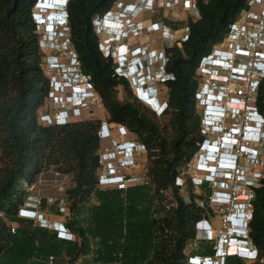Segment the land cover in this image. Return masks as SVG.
Returning a JSON list of instances; mask_svg holds the SVG:
<instances>
[{
    "label": "trees",
    "instance_id": "16d2710c",
    "mask_svg": "<svg viewBox=\"0 0 264 264\" xmlns=\"http://www.w3.org/2000/svg\"><path fill=\"white\" fill-rule=\"evenodd\" d=\"M38 1L0 0V264H189L186 250L196 239V224L208 218V211L195 200V187L186 182L191 196L186 201L181 187L175 185L179 171L202 141L196 70L201 57L224 38L246 0H196L201 18L188 21L189 40L170 51L168 72L175 80L167 83L169 102L163 118H169L164 126L134 97L129 83L114 74L112 61L98 47L92 18L107 12L117 0H71V38L84 73L93 78L110 121L128 127L148 147L146 173L153 184L125 192L97 188L99 121L65 126L39 123L50 80L33 19ZM259 107L264 114V82ZM51 169L72 177L65 206L70 213L66 225L76 237L73 241L19 216L31 187ZM200 188L208 200L210 185ZM168 191L174 204L167 201ZM255 193L251 236L264 264V180ZM47 206L43 200L41 209ZM51 207L62 216L58 202ZM215 244L207 242L190 257H213ZM226 264L245 262L229 257Z\"/></svg>",
    "mask_w": 264,
    "mask_h": 264
},
{
    "label": "built area",
    "instance_id": "2783aa9c",
    "mask_svg": "<svg viewBox=\"0 0 264 264\" xmlns=\"http://www.w3.org/2000/svg\"><path fill=\"white\" fill-rule=\"evenodd\" d=\"M131 4L143 6L137 21L131 22L135 28L129 43L146 49L149 54L153 52L154 55L146 57V61L140 63L141 69L136 74L130 72L127 62L116 56L112 36L106 32L107 16L112 12H123ZM158 4L164 10L186 15L183 27L173 29L164 22L146 24L144 16L153 14ZM33 17L38 23L37 14L34 13ZM200 18L196 0H117L106 13L97 14L92 18V26L102 55L112 61L114 74L130 84L134 97L145 101L143 88L148 84L158 86L160 104H144L157 118H162L167 112L169 99L164 92L167 83L175 80V75L168 72L172 58L170 51L176 47L181 48L182 44L189 40L191 28L188 21H197ZM41 29L43 30L38 23L37 32L41 47L43 52L48 53L43 69L50 80V90L46 109L39 115V123L45 126H65L78 121H99L97 135L101 146L95 170L97 188L125 192L133 187L150 186L151 179L146 173L148 147L137 140L128 127L110 121L93 78L83 71L80 55L71 38V28L66 26L52 34L45 30L42 32ZM157 32L161 33L164 41L160 50L151 48L150 44L142 45L140 39L143 36ZM196 73L199 85L195 100L202 115L200 135L204 138L200 146H204L208 139L215 142L223 138L222 135L213 133L222 131L224 135L229 136V141L233 142L231 151L237 159L235 170L226 172L224 180L207 183L211 187V194L208 200L203 198L206 203L204 209L207 211L218 205L228 210L221 228L216 230L213 227L212 217L203 218L196 224L197 234H201L204 241L218 240L219 245L215 249L221 264H226V259L231 255H236L245 263L263 262L251 233L243 242L246 246L242 247H239L241 242L235 233L241 215H245L246 221L254 219L255 190L263 187L264 180V114L259 107L264 82V0L245 1L235 19L229 24L224 38L217 42L208 54L201 57ZM212 95H221L220 105L232 108L226 113L224 125L216 126L211 120L214 115L209 108ZM64 178L62 172L57 170L54 173L56 187L64 195L60 199L48 200L50 206L59 203L62 216L67 215ZM42 182L43 175L31 188L35 189ZM186 182H190L193 187H202L205 184L198 174L197 165L189 163L179 171L176 186L184 187ZM186 201H191V198ZM41 204L42 199L33 204H29L28 200L25 208L20 211L21 217L35 220L39 227L52 229L60 239L75 240V234L65 222L52 223L47 215L39 212ZM28 205L36 210L27 209ZM193 257L198 260H193L192 264H211L212 258L209 256Z\"/></svg>",
    "mask_w": 264,
    "mask_h": 264
},
{
    "label": "clouds",
    "instance_id": "9594fccd",
    "mask_svg": "<svg viewBox=\"0 0 264 264\" xmlns=\"http://www.w3.org/2000/svg\"><path fill=\"white\" fill-rule=\"evenodd\" d=\"M70 3L71 0H40L36 3L33 14H37L39 19L38 23L41 24V27L45 32H51V34L59 32L66 26L70 27ZM140 6L142 7L143 4ZM141 7H138V4H131L123 12L116 11L107 16L108 22L106 32L112 36V44L115 54L130 65V72L133 74H136L141 69L142 64L140 63L146 61V57L149 58L150 55L154 57L153 52L149 54L146 49L140 47L137 48L136 45L129 43L135 28L131 22L134 23L137 21ZM127 20L129 21L127 22ZM35 23L36 25L38 24L36 21ZM151 85L152 84H148L146 88H143L146 95L145 101L141 100L139 97L135 98L142 104H154L153 106L159 105L158 86ZM139 89H141V87ZM219 97L222 96L212 95L209 104L210 110L214 112V115L211 116V120L216 126L224 125L226 113L232 109L229 106L222 107L220 105L221 100ZM214 102H216V104H214ZM213 133H218L222 135L223 138L215 142L213 139H208L207 143L201 147L200 145L204 139L202 137L199 149L192 157L196 162L198 174L204 183L212 181L221 182L225 179L224 174L226 172H233L236 168L237 159L233 156L231 151L233 148V142L229 141L231 140L229 136L224 135L222 131L218 130ZM230 134L232 135V132H230ZM252 221H246L245 215H241L238 219L236 225L237 233H235V236L241 242L239 247L246 246L243 242L247 240L249 233H251ZM218 245L219 242L217 243V247ZM217 254L218 251H216L215 255L211 257V264H221V260L219 263L217 259ZM230 257H236V255H231ZM193 260L198 259H196V257H190L189 264H192Z\"/></svg>",
    "mask_w": 264,
    "mask_h": 264
},
{
    "label": "rangeland",
    "instance_id": "374dc122",
    "mask_svg": "<svg viewBox=\"0 0 264 264\" xmlns=\"http://www.w3.org/2000/svg\"><path fill=\"white\" fill-rule=\"evenodd\" d=\"M124 1H126V0H124ZM144 19L146 20V24H150L153 22H164L165 24H167L168 26H170L173 29H180L183 27L184 21L187 19V17H186V15H183V14H175L172 10L171 11L166 10V9L164 10L158 4L156 6L155 12L153 14H148L147 16H144ZM176 19H178V21H176ZM175 22H177V23H175ZM41 31L43 32L42 29H41ZM140 42L142 43V45L150 44L151 48L156 49V50H160L163 46V43H164V41L162 40V36H161L160 32L145 35L140 39ZM47 54H48L47 52H44L45 57ZM120 93H121V96H120L121 100H124L126 98V92L124 91L123 88L121 89ZM164 94L166 96H168L167 92H164ZM145 108H147V107L145 106ZM96 114L98 115V112H96ZM196 114L201 119V117H202L201 111L198 110L197 107H196ZM168 118H169V116H166L165 118L162 117V118H158L157 120L159 121L161 126H164L167 123ZM1 156H2V153L0 152V158H1ZM189 163L191 165H196V162H195V160H193V158L191 159V161H189ZM55 172H56L55 169H51L49 172L45 173L43 175L42 184H39L38 186H36L35 189H33V188L30 189L29 204L30 203L31 204L36 203L39 199H42V201L46 200L48 203L49 198L60 199L61 196L64 195L58 191V189L56 187V183L54 182V173ZM150 179H151V177H150ZM183 179H185V177H183ZM64 183H65L66 189L69 188L72 185V177L65 175ZM151 183H152V180H151ZM175 185H176V181H175ZM204 192L205 191L202 188L195 187L194 193H193L195 196V200H196L197 204L202 208H205V204H206L205 202H203V197H202L205 194ZM180 195L182 197H184V200H188L191 198V196L187 192V188H185V186L181 187ZM166 197H167V201H169L172 204L175 203V199H174L173 193L171 191L166 192ZM27 209L36 210L35 208L30 207L29 205L27 206ZM39 212L47 215L49 221L50 220H59V221L67 223L69 220V217H70V213H69L68 209H67V215L66 216L55 215L52 212V207L50 206V204L47 206L46 210L43 211L42 209H39ZM226 214H228V210L226 209V207L218 205V206H214L211 209V212L208 211L207 216H208V219H210V217L213 218L211 223L216 230H219L222 226V220ZM24 215H28V214H24ZM19 216L21 217L20 212H19ZM29 216H32V215H29ZM21 218H23V217H21ZM204 218H206V217H204ZM24 219H26V218H24ZM28 220H33V219H28ZM33 221L38 226V223L35 222V220H33ZM11 226L17 227L18 224H12ZM207 242L211 243V241H204L202 239L201 234H197L196 239L193 242L189 243V245L187 246L186 254L190 258V256H192V254H195V253L197 254V252L199 251V249L201 247H203V245H207ZM212 242H215L216 243L215 247H217L218 240H214ZM201 243H204V244L201 246ZM218 261L220 263V260H218ZM245 264H253V263H245ZM254 264H260V263L258 262V263H254Z\"/></svg>",
    "mask_w": 264,
    "mask_h": 264
},
{
    "label": "crops",
    "instance_id": "0c3cea01",
    "mask_svg": "<svg viewBox=\"0 0 264 264\" xmlns=\"http://www.w3.org/2000/svg\"><path fill=\"white\" fill-rule=\"evenodd\" d=\"M153 34V33H152ZM71 186H73V185H71ZM70 186V187H71ZM44 211V210H43ZM50 222H52V223H54V222H62V221H59V220H50Z\"/></svg>",
    "mask_w": 264,
    "mask_h": 264
},
{
    "label": "bare ground",
    "instance_id": "6f19581e",
    "mask_svg": "<svg viewBox=\"0 0 264 264\" xmlns=\"http://www.w3.org/2000/svg\"><path fill=\"white\" fill-rule=\"evenodd\" d=\"M210 113H212V112H210Z\"/></svg>",
    "mask_w": 264,
    "mask_h": 264
}]
</instances>
